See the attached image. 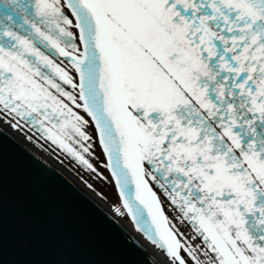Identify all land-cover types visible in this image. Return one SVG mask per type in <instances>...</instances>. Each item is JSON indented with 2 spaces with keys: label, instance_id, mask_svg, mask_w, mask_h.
Returning <instances> with one entry per match:
<instances>
[{
  "label": "snow or ice",
  "instance_id": "6c2138e0",
  "mask_svg": "<svg viewBox=\"0 0 264 264\" xmlns=\"http://www.w3.org/2000/svg\"><path fill=\"white\" fill-rule=\"evenodd\" d=\"M0 121L106 157L167 264H264V0H0Z\"/></svg>",
  "mask_w": 264,
  "mask_h": 264
},
{
  "label": "water",
  "instance_id": "95a60500",
  "mask_svg": "<svg viewBox=\"0 0 264 264\" xmlns=\"http://www.w3.org/2000/svg\"><path fill=\"white\" fill-rule=\"evenodd\" d=\"M3 132L0 264H148L146 257L164 264L125 208L136 232L37 147Z\"/></svg>",
  "mask_w": 264,
  "mask_h": 264
},
{
  "label": "rangeland",
  "instance_id": "374dc122",
  "mask_svg": "<svg viewBox=\"0 0 264 264\" xmlns=\"http://www.w3.org/2000/svg\"><path fill=\"white\" fill-rule=\"evenodd\" d=\"M2 122V121H1ZM3 123V122H2ZM9 129H11L9 127ZM12 130V129H11ZM14 131V130H12ZM15 132V131H14ZM17 133V132H16ZM19 134L22 138L33 144L40 151L46 154L50 159L55 161L64 170H66L75 180H77L89 193L96 197L105 207H107L118 219L123 221L128 227L135 230V227L131 219L127 216V213L122 206L119 198L115 183L111 178V174L107 171L103 165L106 163L105 157L101 159L93 160L94 164H98L97 171L102 173L105 177L103 180L95 174L89 172L86 168L80 165L77 161L73 160L70 156L66 155L60 149L51 145L49 142L38 138V134L27 133L31 139H26L25 135ZM97 138L94 137V150L96 153L101 151L96 147ZM119 208L121 214H117L114 209ZM166 214L170 217L174 215L172 211H169L166 207Z\"/></svg>",
  "mask_w": 264,
  "mask_h": 264
},
{
  "label": "bare ground",
  "instance_id": "6f19581e",
  "mask_svg": "<svg viewBox=\"0 0 264 264\" xmlns=\"http://www.w3.org/2000/svg\"><path fill=\"white\" fill-rule=\"evenodd\" d=\"M132 230H133V229H132ZM133 231H135V230H133ZM135 232H136V231H135ZM143 242H144V244L147 245V247H148L149 249H151V250L153 251V254H154L155 256H157L159 260H161L164 264H167L166 259L163 258V257H162V256L156 251V250H154V248H153L150 244H148L144 239H143Z\"/></svg>",
  "mask_w": 264,
  "mask_h": 264
}]
</instances>
